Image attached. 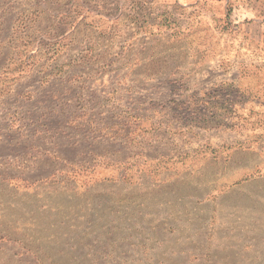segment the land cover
I'll list each match as a JSON object with an SVG mask.
<instances>
[{
    "label": "rangeland",
    "instance_id": "374dc122",
    "mask_svg": "<svg viewBox=\"0 0 264 264\" xmlns=\"http://www.w3.org/2000/svg\"><path fill=\"white\" fill-rule=\"evenodd\" d=\"M178 1L0 0V264H264V114Z\"/></svg>",
    "mask_w": 264,
    "mask_h": 264
},
{
    "label": "crops",
    "instance_id": "0c3cea01",
    "mask_svg": "<svg viewBox=\"0 0 264 264\" xmlns=\"http://www.w3.org/2000/svg\"><path fill=\"white\" fill-rule=\"evenodd\" d=\"M178 2L189 15L182 30L195 36L194 52L200 56L193 63H178V77L201 85L199 98H236L245 101L242 115L264 114V0ZM201 29L209 31V41L197 45ZM213 86L225 87V95L211 91Z\"/></svg>",
    "mask_w": 264,
    "mask_h": 264
}]
</instances>
